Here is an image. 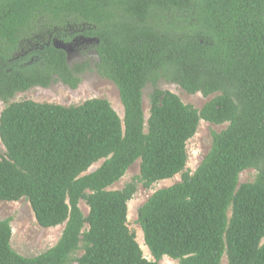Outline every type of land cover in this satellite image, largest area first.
<instances>
[{
    "label": "trees",
    "instance_id": "1",
    "mask_svg": "<svg viewBox=\"0 0 264 264\" xmlns=\"http://www.w3.org/2000/svg\"><path fill=\"white\" fill-rule=\"evenodd\" d=\"M77 35L96 40L95 69L116 87L123 117L104 98L1 110L0 200L25 198L39 226L64 227L52 247L26 257L11 247L12 218L1 219L0 264H159L163 256L221 264L223 255L227 264H264V0H0V102L57 82L77 88L89 63L70 65L52 41ZM161 80L215 95L196 108ZM201 120L227 125L211 131L189 172L186 142ZM136 160L139 174L108 189ZM248 168L253 181L238 184ZM176 174L137 209L149 260L127 226V204L137 184Z\"/></svg>",
    "mask_w": 264,
    "mask_h": 264
},
{
    "label": "rangeland",
    "instance_id": "2",
    "mask_svg": "<svg viewBox=\"0 0 264 264\" xmlns=\"http://www.w3.org/2000/svg\"><path fill=\"white\" fill-rule=\"evenodd\" d=\"M87 26H69L64 29L62 34L69 36L72 33H80ZM39 38L34 43H29V47L39 46ZM54 44L57 47L63 48L68 56V63L87 61L89 63V70L81 75V81L77 88L70 89L66 85L59 82L52 84L48 88L34 87L25 92L16 93L7 103L0 102V112L9 103L21 100H34L37 102H50L58 103L64 106L78 105L89 98H104L109 101L112 108L116 113L122 117L123 107L119 99V94L114 84L100 76L96 69L95 63L97 62V55L94 51L95 39H88L82 35H77L70 42L60 40L57 36L53 37ZM162 90H169L175 93L182 102L193 105L196 108L211 99L215 94L207 97L202 96L200 93L188 94L183 91L178 85L166 83L161 80L157 85ZM152 90L150 84H146L142 92V106L145 118L148 117L149 102L148 95ZM227 123L216 125L207 121L201 120L198 124L195 134L186 142L187 163L186 170L193 172L199 165L203 157L208 152L211 146V131H220L225 128ZM5 153V149L0 142V156ZM102 160L94 163L87 172L93 171L99 166ZM139 174V160H136L126 171L125 175L116 183L111 185L108 189H120L123 185L133 179L134 176ZM255 170L248 168L240 172L238 184L253 181ZM180 180V175L176 174L170 179H164L155 182L150 188H144L141 184H137L136 192L132 199L128 202L127 226L131 232L134 233L135 239L139 234V242L142 244L143 234L140 226L137 223V209L141 206L147 198L157 189L170 186ZM79 207L84 215L88 213V207L84 201L79 202ZM11 217L12 236L10 240L11 247L20 255L31 257L35 256L48 248L52 247L59 239L63 224L44 228L37 224L33 211L25 198L18 201H2L0 200V220ZM87 228V225H85ZM141 248V247H140ZM143 255L151 260L149 251L141 248ZM82 250L77 252L80 255ZM170 258V257H168ZM161 258L159 264H174L173 259L164 260ZM76 264V263H73ZM175 264L177 261L175 260ZM221 264H227L226 256L223 255Z\"/></svg>",
    "mask_w": 264,
    "mask_h": 264
},
{
    "label": "bare ground",
    "instance_id": "3",
    "mask_svg": "<svg viewBox=\"0 0 264 264\" xmlns=\"http://www.w3.org/2000/svg\"><path fill=\"white\" fill-rule=\"evenodd\" d=\"M94 164H92V166H93ZM130 206V204L128 203V207ZM127 215H128V209H127ZM139 234L137 235V237H136V241L138 242V244H139V246L141 247V248H145L147 251H149L148 250V248H147V246L144 244V243H140L139 242ZM162 258H165L164 260L166 261V260H171L170 258H168V256H163ZM173 261V263L175 264V260H172Z\"/></svg>",
    "mask_w": 264,
    "mask_h": 264
},
{
    "label": "water",
    "instance_id": "4",
    "mask_svg": "<svg viewBox=\"0 0 264 264\" xmlns=\"http://www.w3.org/2000/svg\"><path fill=\"white\" fill-rule=\"evenodd\" d=\"M123 117V116H122ZM122 117H120V119H122Z\"/></svg>",
    "mask_w": 264,
    "mask_h": 264
}]
</instances>
